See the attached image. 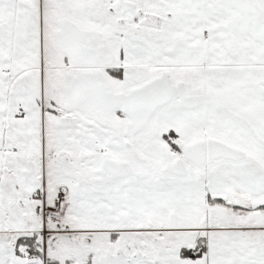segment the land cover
Here are the masks:
<instances>
[{
    "label": "snow or ice",
    "instance_id": "1",
    "mask_svg": "<svg viewBox=\"0 0 264 264\" xmlns=\"http://www.w3.org/2000/svg\"><path fill=\"white\" fill-rule=\"evenodd\" d=\"M0 264H264V0H0Z\"/></svg>",
    "mask_w": 264,
    "mask_h": 264
}]
</instances>
